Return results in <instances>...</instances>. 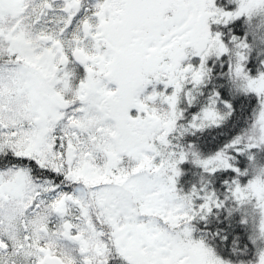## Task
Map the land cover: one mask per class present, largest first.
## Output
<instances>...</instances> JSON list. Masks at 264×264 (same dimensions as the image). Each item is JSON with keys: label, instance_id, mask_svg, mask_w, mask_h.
<instances>
[{"label": "snow or ice", "instance_id": "obj_1", "mask_svg": "<svg viewBox=\"0 0 264 264\" xmlns=\"http://www.w3.org/2000/svg\"><path fill=\"white\" fill-rule=\"evenodd\" d=\"M0 264H264V0H0Z\"/></svg>", "mask_w": 264, "mask_h": 264}]
</instances>
